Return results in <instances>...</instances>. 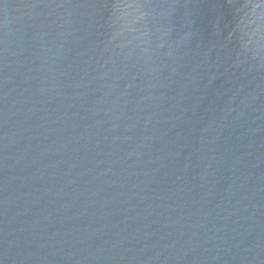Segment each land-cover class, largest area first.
Listing matches in <instances>:
<instances>
[{
	"label": "water",
	"instance_id": "1",
	"mask_svg": "<svg viewBox=\"0 0 264 264\" xmlns=\"http://www.w3.org/2000/svg\"><path fill=\"white\" fill-rule=\"evenodd\" d=\"M0 264H264V0H0Z\"/></svg>",
	"mask_w": 264,
	"mask_h": 264
}]
</instances>
